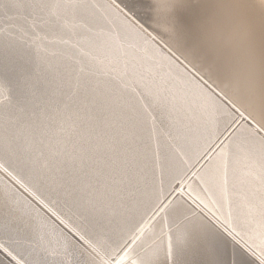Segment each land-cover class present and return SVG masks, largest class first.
Instances as JSON below:
<instances>
[{"label": "bare ground", "instance_id": "obj_1", "mask_svg": "<svg viewBox=\"0 0 264 264\" xmlns=\"http://www.w3.org/2000/svg\"><path fill=\"white\" fill-rule=\"evenodd\" d=\"M46 1H48V0H46ZM66 1H68L69 4L76 6L75 9L78 8L77 6H79L80 9L82 8L81 10L85 11V13H84L86 15L85 17H88V15H90L89 17L91 18V20L92 19L94 20L93 31L96 32L97 30H99V31H102L104 33L101 36L102 39H100L101 37L100 38L98 37L100 39L99 42L98 41L96 42L95 37H97V36H94V34H93L94 39L92 38L93 39L92 41L89 40L90 42H93V44L97 43L100 45L102 44V46H105L107 44L106 42L112 41L113 43L118 45L117 41L120 38L122 40H124L122 37H120V34H121V36H125V38L127 37L128 34H132V36L136 38V40H134V41H137V38L139 39L140 36L144 37L145 39H142L140 37L139 41L142 42V44H140V45L144 46L143 48H144V50H146V51H144V52H146V54H144V52H142L143 50H141V52H142V54H144L143 57L147 56L146 57L147 59L150 58V61H148V63H150V65L147 64V66L145 68H149V70L151 69L154 72L155 70H157L159 68V66H157V69H156L155 63L160 61L161 60L160 58H163V60L165 59L166 61H168L173 67H175L174 69L176 70L175 71L174 69L171 68V70L173 71V78L175 76L178 78V80L174 84L170 83L169 88L172 91H174L176 94H179L178 96L181 99H183L186 103L188 102V104H187L188 106H189V104L191 106H195V104H197L198 106L201 107V110L204 111L205 114L207 113V111H209L208 113H210V114L207 113V115H210V119L212 121L216 120L215 124L217 123V120L220 119L218 116L219 114H220V116H221V114L224 115V113L229 114L231 112L232 108L230 106H228L227 104L222 103L223 101H221V99H219V97L216 96L217 95L216 93H213V91L209 90L207 88L208 86L205 87L206 85H204L202 83V81H200L197 77H195V75H193L187 69V68H190V67H188V65L189 66H196L201 72H205L209 76V78L211 80H213V82H215V84L220 85L222 90H224L226 92V94L228 95V96L227 95L226 96L229 98L228 100L231 101V102L229 101V103H233V105H236L237 107L235 109L240 108L239 110L243 113H241L239 110L238 111L240 112L241 115H245V117L242 119L241 122L238 123L237 126H235L234 128L232 127L233 130L231 129L232 131H231V133H229L228 136H227V132H226L225 135L227 137H225V140H222L223 142L220 143V145L218 146V150H217V152L215 151L216 153L214 154V157L209 156V158L210 157L211 158L209 160L207 159L208 162L206 163V165L203 167L202 166L199 167L201 169H199V171L196 172L197 175L196 174L194 175L197 177L196 178L195 177L184 178L186 180H183L184 182L181 181L182 182L181 188L176 193V195L174 194L175 196H173V198H171V200H170V197L172 195L169 194L167 196V194H168V191H171L170 188L173 186L175 179L172 183V182H170V180L163 181V179L160 178L159 176H157V177H159L158 179L154 178V179H156V181L153 180L152 176L150 177L152 179H150V178L145 179L148 177V176H146L145 178L144 177L142 178L143 180L142 179H140L139 181L135 180V181H138L139 184L137 186H135V188H132V190H134V191L136 189H138V190L135 191L136 194H134L133 193L134 191H133L132 193L134 195H131V197L130 196L129 197H121V195L124 196V194L121 193L122 191L120 192V190H118L117 188L115 190L112 189L114 191L115 198H114V200H111L112 196H110L111 198L108 197L109 200H111V201L108 202V204L106 203L105 206H104L105 203L104 204L102 203V201L106 199L105 197H103L105 199L102 198L103 200H101V202L99 201L100 200L99 198L102 197V194H101V197H97V199H99L97 201H99V203H102L103 206L97 204L98 203L97 201H96L97 203L95 202V204H94L93 200L91 201V199H93L92 197H91V199H89L90 201H88V199L83 197V195H84V194L82 195V193H84L83 189L85 188V186H90V184L87 185L88 182H90V181L88 179H86V180H83L82 182H79L80 180L77 181L75 179L77 176L74 178V176L68 177L69 176L68 175V176H66L67 178H65V177H59V175H58V177H54V176H51L52 175L51 174V175L46 176V177H42V176L38 177L40 174L42 175V173H40L38 175V174H33V172L31 171L32 175L27 174L29 177L26 175L29 178V183L28 182H26V183H28L29 185L28 186L26 185L27 186L26 187L23 184L22 185L17 184V186H19V188L17 187V189H14V187L13 188L10 187L7 183L3 182L2 179H0V186L2 185L0 187V264H37L36 259H37L38 255H34V253L32 251V247H33V243L35 242L34 239H35L36 234H40L43 232H46V233L48 232L50 234H54L55 242H54V246H53V248H51V250L53 252L57 253V255H60V257L64 261H66V264H264V0H157L156 5L158 6V8H157L158 13L156 12L157 14L153 16V18H154L153 23H154V25L162 26L165 28V30H166V32H164V34L166 36L165 38H167L168 40H171L173 42L172 45H174V49L176 48L177 52L179 53V55H177V56H179V57L181 56L180 58L184 60L183 62L188 64L187 68L184 66L185 63L181 64L180 61H178L177 59L174 58V56L170 55L171 53H169V52L171 50L168 52L163 47L158 45V43L153 39L154 37L152 38L148 34L149 31H147V29L143 28L144 26L141 27L143 24L141 26H139V25H136L134 22H132L130 19H128V17H126L122 13L121 9L119 7H117L116 4L114 5L112 3L113 0H112V2L110 0H91V1L90 0H87V1H85V0L84 1L83 0H66ZM97 1L102 3L101 9L97 8L99 6H94V3H97ZM58 3H60V2H58ZM69 4H67V5L69 6ZM99 4H97V5H99ZM54 7L57 8V5ZM60 9H62V8H59V10ZM48 10H50V8ZM155 10H156V8H155ZM53 11H51V12H53ZM64 11H66V10H64ZM61 12H62V10H61ZM78 17H79V15H78ZM102 18H103V20H102ZM105 19L108 20L107 23L112 22L115 28L111 27L112 26L111 23L106 24L107 26H104V23L101 24L102 21L103 22L106 21ZM76 20H77V18H76ZM117 22L124 23L125 26H123V24H121V23H119V25H118ZM150 22H152V21H150ZM87 24H88V22H87ZM74 26H75V24H74ZM88 26H90V25H88ZM122 27H125V29ZM74 29H75V27H74ZM109 29L111 30V32ZM52 31H50V32H52ZM50 32H49V34H50ZM90 33L86 35L87 36L86 38L84 37L85 40L88 37L89 38L92 37V33L91 34ZM50 36H51V34H50ZM130 36L131 35H129V37ZM71 38L73 39L72 36H71ZM80 38H81V36H80ZM130 39H129V41H130ZM67 40L69 41L70 39H67ZM120 40H119V43H120ZM83 41H84V39H83ZM129 41H128V43H130ZM10 43H13V42H10ZM87 43H89V42H87ZM125 43H126V41H125ZM134 43H136V42H134ZM47 44H48V42H47ZM82 44H84V43H82ZM120 44H123V43H120ZM136 44H135V46H136ZM168 44H170V43H168ZM132 45H134V44H132ZM109 46H111V45H109ZM2 47H4V45ZM11 47H13L12 44H11ZM94 47L95 46H93L92 48H94ZM120 47L118 49L119 51L123 50L122 48H124L125 50L128 49V50H126V52L129 51V49H131V47L127 46V48H126V46L123 47V45H122V48L120 50ZM146 47H148V48H146ZM107 48L109 49V47H107ZM165 48H167V46ZM96 49L98 50L99 48H96ZM110 49H112V46ZM133 49H136V47ZM133 49L130 50V52L133 51ZM141 49H142V47H141ZM97 50H96V52H98ZM99 50H101V49H99ZM139 50L140 49H138V51ZM14 51H15V49H14ZM135 51L136 50H134V52ZM94 52H92V53H94ZM112 52H113V50H112ZM126 52H124V53H126ZM136 53H137V51H136ZM138 53H137V55H138ZM178 53H176V54H178ZM129 54L130 53H128V55ZM128 55H127V58H128ZM133 55L134 54H132V52H131L129 57H131ZM148 56H150V57H148ZM151 56H152V59H153V56H155L157 58L159 57V60L155 61V63L151 62L152 61ZM3 58H5V57L3 56ZM146 58L142 59V57L140 56L139 59H141L142 61L143 60L147 61ZM115 59L117 60V58H115ZM135 59L131 60V61L133 62V61H135ZM0 60H2V59H0ZM137 60H136V63H137ZM129 61H130V59H129ZM146 61H144V62H146ZM166 61L164 62L165 64L167 63ZM131 64H129V66ZM134 64H135V62H134ZM145 64L146 63H144V65ZM122 65H123V63H122ZM124 65H123V67H124ZM139 65L140 64L138 63V66ZM141 65H143V63ZM156 65H162V64L157 63ZM168 65L169 64L167 63V66ZM80 67H81V65H80ZM136 68L134 65L135 70H137ZM191 68H193V67H191ZM195 68H193V69H195ZM128 69H129V67H128ZM162 69L166 70L167 68L165 69L162 66ZM193 69H191V70H193ZM134 72H136V71H134ZM138 72L139 71H137V73ZM142 72H140V73L143 74L145 71L143 73ZM147 72H150V74H151V71H146V73ZM168 72L170 73V70H168ZM140 73H138V74H140ZM157 73L155 72V74H157ZM169 73H167V74H169ZM149 75H147V76H149ZM151 75L153 76V74H151ZM171 75L172 74L170 73V76ZM197 75H198V73H197ZM200 75H201V73H200ZM82 76H83V74H82ZM140 76L143 77L144 75L143 76L140 75ZM137 77H139V76H137ZM154 77H156V75ZM166 77H169V75L168 76L166 75ZM149 78L150 77H147V79H149ZM159 78L156 80L154 78L155 83H157L159 81ZM95 79H97V78H95ZM138 79H139V81H141L142 78H138ZM167 80L170 81L169 78ZM131 81H129V82H131ZM160 81H161V79H160ZM143 83H144L143 85H145L144 81H143ZM161 83H163V82H161ZM161 83L158 82L160 87H163L165 84L163 83L164 84L163 85ZM120 84L122 85V83H120ZM126 85H127V83H126ZM154 85H156V84H154ZM159 85H158V87H159ZM127 86H126V88H128ZM156 86H155L154 90L156 89ZM91 88H92V86H91ZM96 88H97V86H96ZM169 88L167 87L168 90H170ZM214 88H216V87H214ZM218 88H219V86H218ZM84 89H85V87H84ZM103 89H105V88H103ZM130 89H132V88L130 87ZM148 89H151V88L148 87L146 90H148ZM118 90H119V88H118ZM143 90L145 92V88ZM152 90H153V86H152ZM160 90L161 89H159L157 91L159 92ZM216 90H218V89H216ZM222 90L220 91V93H222ZM107 91H109V90H107ZM121 91H122V89H121ZM124 91H125V89H124ZM162 92H164V91H162ZM174 92L171 94L174 95ZM118 94H119V92H118ZM81 95H80V97H81ZM137 95H139V94H137ZM162 95H163V93L160 96L162 97ZM84 96H85V94H84ZM121 96H122V94H121ZM46 97L48 98V96H46ZM108 97H107V99L109 100ZM149 97H150V95H149ZM164 97H165V95H164ZM164 97H162V98L164 99ZM170 97H172V96H170ZM179 97L176 96V98H178V99H179ZM104 98L105 97H103V99ZM165 98H167V97H165ZM226 98L223 97V99H226ZM87 99L88 98H86V100ZM99 99H100V97H99ZM126 99H127V95H126ZM155 99H157V98H155ZM105 100H106V98H105ZM115 100H117V99H115ZM168 101H170V99ZM64 102H67V101H64ZM139 102H141V101H139ZM185 102H184V104H181V105H185L186 104ZM123 103H124V101H123ZM171 103H170V105H171ZM84 104L85 103H83V106H84ZM120 104H122V102ZM174 104L175 103H173V105ZM65 105H66V103H65ZM143 105H144V102H143ZM147 105L148 104H146V106ZM152 105H154V104H152ZM146 106H144V107H146ZM165 106L167 107V105H165ZM106 107L109 108V106H107V105H106ZM155 107H156V105H155ZM169 107L171 108V106H169ZM175 107H177V106H175ZM85 108H87V107H85ZM172 108H173V106H172ZM178 108L180 109L181 106ZM206 108H211V110L205 111ZM176 109L174 111V108H173L174 113L178 112ZM182 109H184V108H182ZM194 109L195 108H193V110ZM197 109L194 111H197ZM91 110H92V108H91ZM115 110H117V109H115ZM143 110H144V108H143ZM189 110L191 111V109H189ZM107 111H108V109H107ZM103 112H104V110H103ZM145 112H146V110H145ZM95 113H97V112H95ZM124 113H125V111H124ZM168 113H169V111H168ZM186 113H184V114H186ZM191 113H193V112H191ZM126 114H127V111H126ZM181 114H182V112H181ZM233 114H235V113H232V115ZM114 115L115 114H113V116ZM194 115L196 117L198 116L196 113H194ZM116 116H118V115H116ZM116 116H114V117H116ZM120 116H121V114H120ZM129 116H131V115H129ZM135 116H136V114H135ZM138 116H140V114ZM177 116H178V114H177ZM181 116H185V115H181ZM181 116H179V117H181ZM193 117H192V120H194ZM196 117H194V118H196ZM198 117H201V116H198ZM223 117H225V116H223ZM223 117L221 116L222 121L224 119ZM168 118H170V117H168ZM227 118H229V117H227ZM232 118H231V120H233ZM128 119L130 120L131 118H128ZM143 119H145V116ZM143 119H142V121H143ZM181 119L184 121V118L181 117ZM206 119H208V118H206ZM182 120H180V121H182ZM186 120H187V117H186ZM188 120H191V119H188ZM188 120H187V124H190V122L188 123ZM204 120H201V121L203 122ZM158 121L160 122V120H158ZM183 121H182V123H183ZM205 121L207 122V120H205ZM144 122H142V123H144ZM195 122H197V121H195ZM86 123H87V121H86ZM163 123H164V121H163ZM208 123H210V121ZM224 123H225V121H224ZM220 124L218 126H222L223 123L221 125ZM226 124H229V123H226ZM76 125H77V123H76ZM110 125H113V124H110ZM200 125H202V124H200ZM207 125H208V127L210 126L209 124H207ZM58 126H59V124H58ZM166 126H168V125H166ZM37 127H38V125H37ZM112 127H114V125ZM208 127H205V128H208ZM82 128H83V126H82ZM84 128L86 129V127H84ZM132 128H133V126H132ZM145 128H146V126H145ZM195 128L197 129V127H195ZM198 128H199V126H198ZM219 128H221V127H219ZM223 128H225V127H223ZM223 128H222V131H223ZM200 129H198V131ZM212 129H213V127H212ZM216 129H218V128H216ZM147 130H148V128H147ZM226 130H228V127ZM82 131H84V130H82ZM208 131H210V129ZM214 131H215V129H214ZM219 131H216V132L219 133ZM202 132H204V131H201V133ZM189 133H190V131H189ZM198 133H200V132H198ZM204 133H206V131ZM159 134H160V132H159ZM186 134L184 133V135H186ZM190 134H188V136ZM213 134L217 136V133H213ZM93 135H95V134H93ZM154 136H156V135H154ZM175 136H177V135H175ZM180 136H182V135L180 134ZM221 136H222V134H221ZM8 137H10V135L4 134V133L0 136V143L2 144V146L6 145V142H8L7 140L10 139ZM24 137L28 138V136H24ZM197 137H198V135H197ZM208 137H209V135H207V138ZM92 138H93V136H92ZM96 138H97V136H96ZM123 138H125V137H123ZM183 138H185V137H183ZM188 138L190 139V136ZM17 139H18V137H17ZM40 139L42 140V138H40ZM43 139H45V138H43ZM147 139H149V138H147ZM189 139H188V141H189ZM205 139H204V141L207 140V139L206 140ZM210 139H212V137ZM78 140H79V138H78ZM111 140H113V139H111ZM191 140H192V138H191ZM20 141H22V140H20ZM28 141H30V139ZM104 141L105 140H103V142ZM181 141H182V139H181ZM219 141H220V139H219ZM169 142L171 143V141H169ZM191 142H193V141H191ZM36 143H38V142H36ZM96 143H98V142H96ZM164 143L165 142H163L162 144H164ZM8 144L9 143H7V145ZM21 144H23V143H21ZM21 144L18 145V144L14 143V146L9 147L10 150L16 156H17V153H19L18 150L20 148H23V147H21ZM141 144H143V143H141ZM154 144H155V142H154ZM197 144H198V142H197ZM25 145H27V144H25ZM71 145H73V144H71ZM82 145H84V144H82ZM89 145H90V143H89ZM118 145H120V143ZM192 145H194V143H192ZM200 145H203V148H206V146L204 147V143L200 144ZM33 146H34V144H33ZM144 146H145V143H144ZM159 146H161V145H159ZM197 146L200 147L199 144ZM28 147H30V146H28ZM137 147H138V145H137ZM170 147H168V148L170 149ZM185 147H186V149L183 151L185 154H183V153L182 154L186 155L187 158H185V159H188V156L192 153L191 154L192 158H189V159H191V161L192 160L195 161L194 158L197 157L198 154H200V151L202 150V147L195 148L196 145L191 147V144H190V146H188L186 144ZM87 148H88V145H87ZM157 148H159V147H157ZM165 148H166V146L164 147V149ZM180 148H182V146ZM26 149H27V147H26ZM77 149L75 148V150H77ZM111 149H110V151H111ZM124 149H125V147H124ZM140 149H141V147H140ZM194 149H197V151L195 152ZM176 150H175V152H176ZM113 151H115V150L113 149ZM209 151H210V149H209ZM128 152H126V153H128ZM193 152H194V154H193ZM39 153H36V154H39ZM64 153L65 152H63V155H64ZM93 153H91V154H93ZM146 153H147V151H146ZM83 154L85 155V153H83ZM19 156L20 155L18 154V157ZM23 157H25V156L23 155ZM28 157H30V156H28ZM38 157H35V159ZM132 157H133V155H132ZM25 158L28 159L27 157H25ZM31 158L32 157H30L29 161L31 160ZM174 158H176V157L174 156ZM39 159H36V160H39ZM44 159H45V157H44ZM88 159H89V157H88ZM88 159H87V161H88ZM160 159H162V158H160ZM20 160L23 161L24 159H20ZM36 160H34V161H36ZM45 160H46L45 162H47V159H45ZM102 160H103V157H102ZM72 161H74V160H72ZM191 161H189V162H191ZM21 162H19V165L21 166V168H23V166H26L28 169H29V167L33 168L31 165L32 163H30L28 161L27 162L23 161L22 163ZM77 162H79V161L77 160ZM107 162H108V160H107ZM145 162H147V161H145ZM179 162H180V160H179ZM38 163L39 162H37V164ZM51 163L52 162L50 161V165H51ZM105 163H106V161H105ZM115 163H117V162H115ZM164 163L166 164L169 162L167 161ZM172 163L171 164L169 163V166L170 165L172 166ZM33 164H34V162H33ZM77 164L75 166H78ZM113 164H114V161H113ZM127 164H129V163H127ZM189 164H192V163H189ZM44 165L45 164H43V166ZM71 165H72V163H71ZM81 165H82V163H79V166H81ZM173 165H175V164H173ZM61 166H63V165H61ZM160 166H162V165H160ZM187 166H185V167L187 168ZM44 167H46V166H44ZM48 167H50V166H48ZM48 167H47V172H49ZM67 167H70V166H67ZM87 167H88V165H87ZM134 167H135V165H134ZM166 167H167V165H166ZM38 168H39V166H38ZM55 168H57V167H55ZM97 168H99V167H97ZM140 168H142V167H140ZM170 168H173V167H170ZM176 168H175V170H171V171L172 172L176 171ZM28 169H26V170H28ZM41 169L39 170L40 172H41ZM179 169L181 170L182 168H179ZM179 169H178V171H180ZM59 170L61 171L60 168H59ZM62 170H64V169H62ZM74 170H76V169H74ZM197 170H198V168H197ZM50 171H51V169H50ZM65 171H63V173ZM99 171H101V170L99 169ZM161 171L163 173L162 167H161ZM29 172H30V170H29ZM68 172L71 173L72 171L69 170ZM114 172H116V171H114ZM61 173H62V171H61ZM66 173L67 172H65V174ZM107 173H105V175ZM135 173L136 172H134V174ZM164 173L166 174V172H164ZM83 174H85V173H83ZM95 174H96V171H95ZM101 174H103V173H101ZM110 174L111 173L109 171V176H110ZM16 175H14L15 178H16ZM55 176H57V174ZM135 176H136V174H135ZM22 177H23V175H22ZM121 177H122V175H121ZM17 178H18L17 180L20 179L18 176H17ZM118 178H119V176H118ZM166 178L167 177H165V179ZM173 178L174 177H172L170 179H173ZM178 178H176V180ZM76 181L78 183H76ZM106 181H109V180H106ZM121 181H122V179H121ZM168 181L170 183H172L171 185H169L170 188H167L168 186H166L169 184ZM94 182L95 181L93 180V183ZM99 182H101V181H99ZM17 183H18V181H17ZM136 183H134V184L136 185ZM129 186L127 185V188H129ZM90 189H91V187H90ZM167 189H170V190H167ZM94 190H97V188ZM94 190H93V193H94ZM112 190H111V192H112ZM125 190H127L126 187L124 188L123 192H125ZM100 191H102V190L100 189ZM91 193H92V191H91ZM127 193L129 195L130 191L129 192L127 191ZM127 193H125V194L127 195ZM110 194L111 193H109V195ZM88 198H89V195H88ZM94 199H96V198L94 197ZM107 199L105 201H108ZM167 200H169V202L165 205L166 207L163 208L164 210H161V208L163 207L164 203H166ZM154 209L156 210V212L160 209L161 214L159 213V216L153 220L152 218L155 214V212L153 214ZM224 233L229 235L230 238L232 237L233 240H235L239 244V246L241 245L240 246L241 249L237 250L235 255H227L226 252H228V250H227V245L225 243V241L227 240V238H226L227 235H225ZM129 238H131V239H129ZM127 239H129L128 242H126V245L124 244L125 245L124 250L126 249V247H128L127 250H125V252H123L122 254L118 253V250L121 249V246H123L122 244ZM128 243H129V246H128ZM242 247H243V249H242ZM241 250H244L247 253V255H245L246 253L244 254Z\"/></svg>", "mask_w": 264, "mask_h": 264}, {"label": "rangeland", "instance_id": "obj_2", "mask_svg": "<svg viewBox=\"0 0 264 264\" xmlns=\"http://www.w3.org/2000/svg\"><path fill=\"white\" fill-rule=\"evenodd\" d=\"M84 1V0H83ZM87 1V0H85ZM91 1V0H90ZM112 2V0H110ZM116 1V2H115ZM124 1V2H123ZM50 2V3H49ZM52 2V3H51ZM54 2V3H53ZM60 2V3H58ZM56 3V4H55ZM100 3V4H99ZM114 5L116 4L117 7H119L122 11V13L128 17V19H130L132 22H134L136 25L142 26L143 28L147 29L148 34L158 43V45H160L161 47H163L166 51H170L169 53H171L170 55L174 56L175 59H177L178 61H180V63L184 64L185 62H183L184 60L181 59L179 56V53L177 52V49H174V45L173 42L171 40H168L167 38H165V34L164 32H166L165 28L162 26H157L154 25L153 23V16L156 15L158 13V6L157 4V0H113L112 2ZM47 4V5H46ZM57 5V8L54 7ZM69 4L68 1L66 0H0V136L4 133V134H8L10 135V139H8L6 142V145L2 146V144L0 143V179H2L3 182L7 183L10 187H14V189H17V187L19 188L18 185H24V186H28L29 184V174L32 175L33 174H40L42 173V175L40 174L38 177L42 176V177H46V176H54V177H73L79 181L82 182L83 180L88 179L90 182H88L87 185L90 184V186H85V188L83 189L82 195L83 197H85L86 199H88V201H90L89 199H91V197L93 199H91V201L93 200L94 204L97 200H99L101 202V200L103 199H107L108 197L111 198L110 196H112L111 200H114L115 198V194L114 191L116 188L118 190H120V192L122 194H124V196L121 195V197H131V195L136 194L135 191H137L138 189H136L135 191L132 190V188H135V186H137L139 183L138 181L140 179H142L143 177L145 178L146 176H148L145 179H148L152 176L153 180L156 181V179H158L159 177L163 179V181H167L170 180V182L173 183L174 179H175V184L173 183V186L170 188L169 185H171L172 183H170L168 181V186L167 188H170L171 191H168L167 196L170 194L172 195L170 197L173 198V196L176 195V193L179 191V189L182 186V182H184L183 180H186L184 178H193V177H197L194 176L195 174L197 175L196 172L199 171L200 166H205L206 163L208 162V160L211 157H214V154L217 152L218 150V146L220 145V143H222V140H225V137H227L229 135V133H231V131L233 130L232 127L234 128L235 126L238 125L239 122L242 121V119L245 117V115H241L240 114V108L235 109L237 106L233 105V103H229L230 100H228L229 98L227 97L228 95L226 94V92L224 90H222V88L220 87V85L215 84V82H213V80H211L209 78V76L205 73V72H201L196 66H189L187 63L184 64V66L187 68L193 75H195V77H197L200 81H202V83L204 85H206L205 87H207L209 90L213 91V93H216L215 95L217 97H219V99H221V101H223L222 103L227 104L228 106H230L232 108L231 112L235 113L232 115V113L230 112L229 114L224 113L221 114V116H225L223 117V121L222 118L220 116V114L218 115L220 119L217 120V125L215 124L216 120L212 121L210 119V115H207V113L209 111L207 110H211V108H206L205 111H207V113L205 114L204 111L201 110V107L198 106L197 104H195V106H191L189 104V106L187 105L188 102L186 103L183 99H181L178 95L176 94L174 91H172L169 88L170 83H175L178 78L174 77L173 78V71L171 70L174 69L175 67H173L168 61H166L165 59L163 60V58H160L161 60H159V57H155L151 56L152 61H158L155 63L156 69L157 66H159V70H155L154 72L149 68H145L147 66V64L150 65V63H148V61H150V58H146L147 56L143 57L144 54H146V50H144V46L140 45L142 44L140 40L137 38V41L135 37L132 36V34H128L127 37L125 38V36H121L124 40H120V44L119 40L117 41L118 45L113 43L112 41L106 42L107 44L105 46H102V44H93V42H90L94 39V36L96 39V42L100 41V39H102V34H104L102 31L97 30L96 32L93 31V24H94V20L92 21L91 18L89 17L90 15H88V17H85L86 15L84 14L85 11L81 10L79 8V6H77L78 8L75 9L76 6H73L72 4H69V6L67 5ZM99 4V5H97ZM101 2L97 1V3H94V6H99L97 8H102L101 7ZM131 4V5H130ZM44 5V6H43ZM52 8H51V7ZM81 6V5H80ZM157 6V7H156ZM45 7V8H44ZM47 7V8H46ZM50 8V10H48ZM59 8H62L59 10ZM154 8V9H153ZM156 8V10H155ZM71 9V10H70ZM54 10V11H53ZM58 10V11H57ZM62 10V12H61ZM66 10V11H64ZM125 10V11H124ZM129 10V11H128ZM155 10V11H154ZM53 11V12H51ZM143 11V12H142ZM64 12V13H63ZM67 12V13H66ZM157 12V13H156ZM72 13V14H71ZM128 13V14H127ZM131 13V14H130ZM64 14V15H63ZM69 14V15H68ZM72 16H71V15ZM79 15V17H78ZM64 17V18H63ZM69 19H68V18ZM74 17V18H73ZM77 20H76V18ZM88 18V19H87ZM99 19V18H98ZM83 20V21H82ZM90 20V21H89ZM96 20V19H95ZM100 20V19H99ZM103 20V18H102ZM106 20V19H105ZM88 24H87V22ZM98 21V20H97ZM108 20H106L105 22L102 21L101 24L104 23V26H107L106 24H112V28L114 27L112 22H108ZM137 21V22H136ZM152 21V22H150ZM73 22V23H72ZM77 22V23H76ZM96 22V21H95ZM139 22V23H138ZM118 25L121 22H117ZM75 24V26H74ZM80 24V25H79ZM83 24V25H82ZM123 26H125L124 23ZM149 24V25H148ZM77 25V26H76ZM90 25V26H88ZM70 26V27H69ZM157 26V27H156ZM75 27V29H74ZM61 28V29H60ZM71 30H70V29ZM82 28V29H81ZM111 28V29H112ZM115 28V27H114ZM125 29V27H122ZM48 29V30H47ZM74 29V30H73ZM85 29V30H84ZM47 30V31H46ZM53 30V31H52ZM67 30V31H66ZM69 30V31H68ZM110 30V29H109ZM123 30V29H122ZM154 30V31H153ZM52 31V32H50ZM64 31V32H63ZM159 31V32H158ZM4 32V33H3ZM41 32V33H40ZM51 36H50V34ZM72 32V33H71ZM92 33V37H88L86 40L85 38L87 37L86 35L89 33ZM111 32V30H110ZM114 32V31H113ZM76 33V34H75ZM90 33V34H91ZM97 33V34H96ZM43 34V35H42ZM61 34V35H60ZM83 34V35H82ZM94 34V36H93ZM152 34V35H151ZM78 35V36H77ZM129 35H131L129 37ZM157 35V36H156ZM45 36V37H44ZM56 36V37H55ZM71 36L73 37V39L71 38ZM81 36V38H80ZM163 38H162V37ZM10 37V38H9ZM65 37V38H64ZM85 37V38H84ZM100 39H99V38ZM7 38V39H6ZM46 38V39H45ZM93 38V39H92ZM131 38V39H130ZM142 39H145L144 37H141ZM161 38V39H160ZM10 39V40H9ZM56 39V40H55ZM67 39H70L69 41ZM80 41H79V40ZM82 39V40H81ZM84 39V41H83ZM126 39V40H125ZM130 39V41H129ZM42 40V41H41ZM47 40V41H46ZM62 40V41H61ZM90 40V41H89ZM132 40V41H131ZM19 41V42H18ZM61 41V42H60ZM75 41V42H74ZM89 43H87V42ZM126 41V43H125ZM128 41L130 43H128ZM140 43H139V42ZM8 42V43H7ZM13 42V43H10ZM48 42V44H47ZM81 42V43H80ZM132 42V43H131ZM134 42H138L137 44ZM172 42V43H171ZM4 43V44H3ZM77 43V44H76ZM84 43V44H82ZM125 43V44H124ZM170 43V44H168ZM10 44V45H9ZM11 44L13 45V47H11ZM88 44V45H87ZM90 44V45H89ZM97 44V45H96ZM114 44V45H113ZM120 44V45H119ZM134 44V45H132ZM136 44V46H135ZM4 45V47H2ZM6 45V46H5ZM112 46V49L111 46ZM127 46L131 47V49H129V51L126 52V50L128 49H124L122 48ZM10 48H9V47ZM85 46V47H84ZM91 46V47H90ZM93 46H95L94 48H92ZM121 46V47H120ZM134 46V47H133ZM140 46V47H139ZM167 46V48H165ZM173 46V47H172ZM69 47V48H68ZM109 47V49L107 48ZM121 48L123 50L119 51ZM136 49H133L135 48ZM142 47V49H141ZM96 48H99L101 50H97ZM117 50H116V49ZM148 48V47H146ZM15 49V51H14ZM94 49V50H93ZM98 52H96V50ZM132 54H134L133 56L129 57V55L131 54L130 50H132ZM138 49H140L138 51ZM168 49V50H167ZM19 50V51H18ZM47 50V51H46ZM113 50V52H112ZM134 50L137 51V53L141 52V50H143L142 52H144V54H142V52L138 55L136 53V51L134 52ZM23 51V52H22ZM96 53H95V52ZM111 51V52H110ZM115 51V52H114ZM149 51V50H148ZM175 51V52H174ZM53 52V53H52ZM94 52V53H92ZM109 52V53H108ZM118 52V53H117ZM126 52V53H124ZM134 52V53H133ZM29 53V54H28ZM47 53V54H46ZM128 53H130L128 55ZM178 53V54H176ZM3 54V55H2ZM6 54V55H5ZM102 54V55H101ZM113 54V55H112ZM117 54V55H116ZM126 54V55H125ZM26 55V56H25ZM50 55V56H49ZM105 55V56H104ZM112 55V56H111ZM134 60L135 61H129V59ZM2 56V57H1ZM3 56L5 58H3ZM9 56V57H8ZM104 56V57H103ZM122 58H120V57ZM140 56L142 57V59L146 58V60H141L139 59ZM41 57V58H40ZM46 57V58H45ZM110 57V58H109ZM114 57V58H113ZM135 57V58H134ZM150 57V56H148ZM155 57V58H154ZM112 58V59H111ZM117 58V60L115 59ZM5 59V60H4ZM46 59V60H45ZM58 59V60H57ZM127 59V60H126ZM138 59V60H137ZM155 59V60H154ZM157 59V60H156ZM182 61H181V60ZM111 60V61H110ZM123 60V61H122ZM137 60V63H136ZM140 60V61H139ZM10 61V62H9ZM146 61V62H144ZM167 62L169 65L167 66V63L165 64L164 62ZM7 62V63H6ZM23 62V63H22ZM135 62V64H134ZM163 62V63H162ZM6 63V64H5ZM21 63V64H20ZM124 67H123V65ZM127 63V64H126ZM132 63V64H131ZM138 63L140 64L138 66ZM143 63V65H141ZM144 63H146L144 65ZM162 64V65H156V64ZM129 64H131L129 66ZM135 68L137 70L134 69V65ZM164 64V65H163ZM81 65V67H80ZM111 65V66H110ZM119 65V66H118ZM128 65V66H127ZM137 65V66H136ZM166 65V66H165ZM133 66V67H132ZM144 66V67H143ZM163 68H167L166 70H163ZM172 66V67H171ZM127 67V68H126ZM129 67V69H128ZM139 67V68H138ZM145 69H143V68ZM195 69H193V68ZM112 68V69H111ZM119 68V69H118ZM125 68V69H124ZM142 68V69H141ZM161 68V69H160ZM106 69V70H105ZM122 69V70H121ZM132 69V70H131ZM140 69V70H139ZM177 69V68H176ZM193 69V70H191ZM168 70H170V73L172 74L170 76V73L168 72ZM175 70V69H174ZM199 70V71H198ZM136 71V72H134ZM137 71H139L138 73L142 72L143 74H138ZM146 71H151V74H153V76L150 74V72ZM162 71V72H161ZM176 71V70H175ZM196 71V72H195ZM155 72L158 74H155ZM165 74H164V73ZM88 73V74H87ZM108 73V74H107ZM161 73V74H160ZM169 73V74H167ZM198 73V75H197ZM201 73V75H200ZM83 74V76H82ZM126 74V75H125ZM132 74V75H131ZM134 74V75H133ZM138 74V75H137ZM150 74V75H149ZM88 75V76H87ZM104 77H103V76ZM106 75V76H105ZM140 75H144L143 77H141ZM149 75V76H147ZM156 75V77H154ZM160 75V76H159ZM166 75L169 77H166ZM127 76V77H126ZM139 76V77H137ZM160 78H159V77ZM31 77V78H30ZM78 77V78H77ZM85 77V78H84ZM103 77V78H102ZM107 77V78H106ZM135 77V78H134ZM147 77H150L149 79H147ZM153 77V78H152ZM162 77V78H161ZM165 77V78H164ZM172 77V78H171ZM82 80H81V79ZM87 78V79H86ZM93 78V79H92ZM97 78V79H95ZM119 78V79H118ZM128 78V79H127ZM138 78H142L141 81H139ZM152 78V79H151ZM159 78V83L163 84V87H160V85L157 83H155L154 81ZM164 78V79H163ZM169 78L170 81H168L167 79ZM100 79V80H99ZM132 81H131V80ZM144 79V80H143ZM146 79V80H145ZM161 79V81H160ZM206 79V80H205ZM102 80V81H101ZM106 80V81H105ZM112 80V81H111ZM117 80V81H116ZM124 80V81H123ZM131 82H129V81ZM135 80V81H134ZM151 80V81H150ZM81 81V82H80ZM84 83H83V82ZM120 81V82H119ZM143 81L145 82V85H143ZM149 81V82H148ZM174 81V82H173ZM113 82V83H112ZM166 82V83H165ZM122 83V85L120 84ZM125 83V84H124ZM127 83V85H126ZM153 85H152V84ZM206 83V84H205ZM81 84V85H80ZM88 86H87V85ZM108 84V85H107ZM118 84V85H117ZM156 84V85H154ZM167 84V85H166ZM80 85V86H79ZM84 85V86H83ZM129 88H126V86ZM159 85V87H158ZM92 86V88H91ZM97 86V88H96ZM107 86V87H106ZM111 86V87H110ZM135 86V87H134ZM137 86V87H136ZM148 86L151 89L146 90V87ZM152 86H153V90H152ZM156 86V89L154 90ZM219 86V88H218ZM85 87V89H84ZM90 89H89V88ZM109 87V88H108ZM124 87V88H123ZM130 87L132 89H130ZM142 87V88H141ZM167 87L170 89L168 90ZM216 87V88H214ZM81 90H80V89ZM96 88V89H95ZM105 88V89H103ZM119 88V90H118ZM145 88V92L144 89ZM164 88V89H163ZM79 89V90H78ZM93 89V90H92ZM122 89V91H121ZM125 89V91H124ZM134 89V90H133ZM161 89L160 91H164L162 92L163 95L162 97H167L164 99L160 96L162 93L158 92L157 90ZM163 89V90H162ZM218 89V90H216ZM83 90V91H82ZM90 90V91H89ZM95 90V91H94ZM103 90V91H102ZM109 90V91H107ZM130 90V91H129ZM222 90V93H220V91ZM82 93H81V92ZM107 91V92H106ZM143 91V92H142ZM153 91V92H152ZM172 91V92H171ZM99 92V93H98ZM102 92V93H101ZM112 92V93H111ZM117 92V93H116ZM121 93L119 95L118 94ZM133 92V93H132ZM136 92V93H135ZM156 94H155V93ZM166 92V93H165ZM174 92V95H172L171 93ZM106 93V94H105ZM165 93V94H164ZM169 93V94H168ZM82 94V95H81ZM85 94V96H84ZM100 94V95H99ZM139 94V95H137ZM155 94V95H154ZM72 95V96H71ZM81 95V97H80ZM93 95V96H92ZM126 95H127V99H126ZM150 95V97H149ZM172 97H170V96ZM225 95V96H224ZM227 95V96H226ZM48 96V98L46 97ZM89 96V97H88ZM96 96V97H95ZM109 96V97H108ZM149 98H148V97ZM153 96V97H152ZM160 96V97H159ZM174 96V97H173ZM179 97L178 98H176ZM71 97V98H70ZM76 97V98H75ZM84 97V98H83ZM95 97V98H94ZM100 97V99H99ZM103 97L105 98L103 99ZM107 97L109 98V100L107 99ZM134 97V98H133ZM143 97V98H142ZM159 97V98H158ZM221 97V98H220ZM223 97H227L226 99H223ZM86 98H88L86 100ZM132 98V99H131ZM141 98V99H140ZM157 98V99H155ZM161 98V99H160ZM62 99V100H61ZM65 99V100H64ZM111 99V100H110ZM117 99V100H115ZM122 99V100H121ZM138 99V100H137ZM145 101H144V100ZM149 99V100H148ZM159 99V100H158ZM166 99V100H165ZM170 99V101H168ZM177 102L176 103L174 100ZM75 100V101H74ZM84 102H83V101ZM99 100V101H98ZM132 100V101H131ZM154 100V101H153ZM182 102H181V101ZM63 101V102H62ZM67 101V102H64ZM71 101V102H70ZM73 101V102H72ZM90 101V102H89ZM124 101V103H123ZM129 101V102H128ZM141 101V102H139ZM159 101V102H158ZM168 101V102H167ZM62 102V103H61ZM75 102V103H74ZM89 102V103H88ZM100 102V103H99ZM107 102V103H106ZM114 102V103H113ZM122 102V104H120ZM135 102V103H134ZM144 102V105H143ZM165 102V103H164ZM172 102V103H171ZM181 102V103H180ZM184 102L186 103L185 105H181L184 104ZM231 102V101H230ZM68 106H66L65 105ZM80 103V104H79ZM82 103V104H81ZM83 103L84 106H83ZM97 103V104H96ZM113 103V104H112ZM171 103V105H170ZM173 103H175L174 105L177 106L175 107L173 105ZM180 103V104H179ZM60 104V105H59ZM64 104V105H63ZM77 104V105H76ZM130 104V105H129ZM132 104V105H131ZM146 104H148L146 106ZM154 104V105H152ZM161 104V105H160ZM231 104V105H230ZM76 105V106H75ZM89 105V106H88ZM101 105V106H100ZM109 106L108 107H106ZM113 105V106H112ZM156 105V107H155ZM167 105V107L165 106ZM66 106V107H65ZM91 106V107H90ZM93 106V107H92ZM120 106V107H119ZM142 106V107H141ZM146 106V107H144ZM152 106V107H151ZM171 106V108L169 107ZM175 109L178 111L176 114L173 111ZM181 108L179 109L178 107ZM235 106V107H234ZM56 107V108H55ZM59 107V108H58ZM83 107V108H82ZM87 107V108H85ZM90 107V108H89ZM100 107V108H99ZM128 107V108H127ZM164 107V108H163ZM188 107V108H187ZM195 108L194 111L193 108ZM197 107V108H196ZM200 107V108H199ZM234 107V108H233ZM65 108V109H64ZM72 108V109H71ZM92 108V110H91ZM104 108V109H103ZM123 108V109H122ZM144 108V110H143ZM148 108V109H147ZM169 110H168V109ZM184 108V109H182ZM58 109V110H57ZM108 109V111H107ZM117 109V110H115ZM119 109V110H118ZM129 109V110H128ZM164 109V110H163ZM191 109V111L189 110ZM61 110V111H60ZM71 112H70V111ZM85 110V111H84ZM89 110V111H88ZM104 110V112H103ZM111 110V111H110ZM131 110V111H130ZM146 110V112H145ZM167 110V111H166ZM172 110V111H171ZM189 110V111H188ZM200 110V111H199ZM237 110V111H236ZM240 112H239V111ZM66 111V112H65ZM79 111V112H78ZM89 113H88V112ZM91 111V112H90ZM101 111V112H100ZM115 111V112H114ZM118 111V112H117ZM125 111V113H124ZM127 111V114H126ZM142 111V112H141ZM151 111V112H150ZM154 111V112H153ZM169 111V113H168ZM235 111V112H234ZM74 112V113H73ZM97 112V113H95ZM103 112V113H102ZM138 112V113H137ZM150 112V113H149ZM163 112V113H162ZM167 114H166V113ZM173 112V113H172ZM182 112V114H181ZM187 112V113H186ZM193 112V113H190ZM199 112V113H198ZM68 113V114H67ZM115 114L114 117L113 114ZM121 116H120V114ZM146 113V114H145ZM149 113V114H148ZM180 113V114H179ZM186 113V114H184ZM194 113H196L198 116L201 117H196L194 115ZM202 113V114H201ZM243 113V112H241ZM63 114V115H62ZM88 114V115H87ZM99 114V115H98ZM104 114V115H103ZM108 116H107V115ZM123 114V115H122ZM133 114V115H132ZM136 114V116H135ZM140 114V116H138ZM159 114V115H158ZM178 114V116H177ZM189 114V115H188ZM201 114V115H200ZM210 114V113H208ZM231 114V115H230ZM79 115V116H78ZM83 115V116H82ZM102 115V116H101ZM125 115V116H124ZM131 115V116H129ZM150 115V116H149ZM153 115V116H152ZM157 115V116H156ZM164 115V116H163ZM170 117V118H168ZM181 115H185V116H181ZM207 115V116H206ZM237 115V116H236ZM239 115V116H238ZM68 116V117H67ZM70 116V117H69ZM78 116V117H77ZM86 116V117H85ZM93 116V117H92ZM98 116V117H97ZM145 116V119H143ZM172 116V117H171ZM184 118V121L181 119ZM196 118H194V117ZM206 116V117H205ZM241 116V117H240ZM72 117V118H71ZM85 117V118H84ZM92 117V118H91ZM97 117V118H96ZM100 117V118H99ZM119 117V118H118ZM121 117V118H120ZM131 118L130 120L128 118ZM149 117V118H148ZM176 117V118H175ZM191 119L192 117L194 120H188V123L190 122V124H187V120ZM204 117V118H203ZM229 117V118H227ZM233 117V118H232ZM240 117V118H239ZM58 118V119H57ZM87 118V119H86ZM95 118V119H94ZM106 118V119H105ZM113 118V119H112ZM156 118V119H155ZM174 118V119H173ZM178 118V119H177ZM180 118V119H179ZM202 118V119H201ZM208 118V119H206ZM218 118V117H217ZM227 118V119H226ZM231 118L233 120H231ZM71 119V120H70ZM97 119V120H96ZM101 119V120H100ZM103 119V120H102ZM110 119V120H109ZM112 119V120H111ZM123 119V120H122ZM135 119V120H134ZM140 119V120H139ZM143 119V121H142ZM148 119V120H147ZM162 119V120H161ZM172 119V120H171ZM199 119V120H198ZM207 120V122L205 120ZM210 119V120H209ZM70 120V121H69ZM92 120V121H91ZM107 120V121H106ZM122 120V121H121ZM152 120V121H151ZM160 120V122L158 121ZM176 120V121H175ZM182 120V121H180ZM186 120V121H185ZM201 120H204L203 122ZM220 120V121H219ZM229 122H228V121ZM62 121V122H61ZM73 123H72V122ZM87 121V123H86ZM115 121V122H114ZM120 121V122H119ZM145 121V122H144ZM164 121V123H163ZM168 121V122H167ZM197 121V122H195ZM200 123H199V122ZM210 121V123H208ZM222 121V122H221ZM225 121V123H224ZM81 122V123H80ZM93 122V123H92ZM128 122V123H127ZM137 122V123H136ZM144 122V123H142ZM156 124H155V123ZM158 122V123H157ZM192 122V123H191ZM219 122V123H218ZM64 123V124H63ZM77 123V125H76ZM106 123V124H105ZM114 127H112L113 125ZM122 125H121V124ZM133 123V124H132ZM141 123V124H140ZM182 123V124H181ZM185 123V124H184ZM194 123V124H193ZM212 123V124H211ZM222 124V126H218L219 124ZM229 123V124H226ZM232 123V124H231ZM59 124V126H58ZM81 124V125H80ZM98 124V125H97ZM100 124V125H99ZM117 124V125H116ZM129 124V125H128ZM138 126H137V125ZM152 124V125H151ZM174 124V125H173ZM176 124V125H175ZM193 124V125H192ZM202 124V125H200ZM204 124V125H203ZM209 124L210 128L208 127ZM220 124V125H221ZM38 125V127H37ZM56 125V126H55ZM88 125V126H87ZM97 125V126H96ZM108 125V126H107ZM146 128H145V126ZM154 125V126H153ZM159 125V126H158ZM164 125V126H163ZM168 125V126H166ZM213 125V126H212ZM215 125V126H214ZM227 125V126H226ZM229 125V126H228ZM72 126V127H71ZM75 126V127H74ZM83 126V128H82ZM103 126V127H102ZM105 126V127H104ZM120 126V127H119ZM133 126V128H132ZM135 126V127H134ZM157 126V127H156ZM199 126V128H198ZM218 126V127H217ZM60 127V128H59ZM71 127V128H70ZM81 127V128H80ZM86 127V129L84 128ZM101 127V128H100ZM109 129H108V128ZM143 127V128H142ZM184 129H183V128ZM187 127V128H186ZM191 127V128H190ZM197 127V129L195 128ZM203 127V128H202ZM208 127L210 129V131H208ZM213 127V129H212ZM218 129H216V128ZM221 127V128H219ZM225 127V128H223ZM228 127V130H226ZM231 127V128H230ZM77 128V129H76ZM97 130H96V129ZM99 128V129H98ZM106 128V129H105ZM112 128V129H111ZM140 128V129H139ZM142 128V129H141ZM148 128V130H147ZM168 128V129H167ZM181 128V129H180ZM194 128V129H193ZM201 128V129H200ZM223 128V131H222ZM230 128V129H229ZM91 129V130H90ZM101 129V130H100ZM122 129V130H121ZM153 131H152V130ZM155 129V130H154ZM163 131H162V130ZM194 131H193V130ZM198 129H200L198 131ZM206 129V130H205ZM212 129V130H211ZM215 129V131H214ZM232 129V130H231ZM69 130V131H68ZM81 130V131H80ZM84 130V131H82ZM89 132H88V131ZM95 130V131H94ZM116 130V131H115ZM129 130V131H128ZM140 130V131H139ZM170 132H169V131ZM192 130V131H191ZM196 130V131H195ZM225 130V131H224ZM230 130V131H229ZM66 131V132H65ZM74 131V132H73ZM93 133H92V132ZM103 131V132H102ZM108 131V132H107ZM139 131V132H138ZM146 131V132H145ZM150 131V132H149ZM166 131V132H165ZM190 131V133H189ZM200 133H198V132ZM201 131H206V133ZM216 131H219L216 132ZM222 131V132H221ZM229 131V132H228ZM29 132V133H28ZM88 132V133H87ZM115 132V133H114ZM160 132V134H159ZM162 132V133H161ZM179 132V133H178ZM212 132V133H211ZM225 132V133H224ZM227 132V136L225 135ZM73 133V134H72ZM82 133V134H81ZM103 133V134H102ZM112 135H111V134ZM134 133V134H133ZM139 133V134H138ZM142 133V134H141ZM147 133V134H146ZM154 133V134H153ZM157 133V134H156ZM184 133L186 135H184ZM198 133V134H197ZM213 133H217V136L214 135ZM222 136H221V134ZM58 134V135H57ZM95 134V135H93ZM101 134V135H100ZM122 134V135H121ZM126 134V135H125ZM180 134L182 136H180ZM188 134H190V139L188 138ZM203 134V135H202ZM212 134V135H211ZM224 134V135H223ZM54 135V136H53ZM76 135V136H75ZM81 135V136H80ZM112 137H111V136ZM118 135V136H117ZM148 135V136H147ZM156 135V136H154ZM172 135V136H171ZM177 135V136H175ZM195 137H194V136ZM198 135V137H197ZM207 135H209V139L212 137V139H208ZM24 136H28V138L24 137ZM75 136V137H74ZM91 136V137H90ZM93 136V138H92ZM97 136V138H96ZM103 136V137H102ZM109 136V137H108ZM132 136V137H131ZM151 136V137H150ZM170 136V137H169ZM187 136V137H186ZM201 136V137H200ZM204 136V137H203ZM206 136V137H205ZM214 136V137H213ZM219 136V137H218ZM224 136V137H223ZM18 137V139H17ZM32 137V138H31ZM49 137V138H48ZM55 137V138H54ZM57 137V138H56ZM62 137V138H61ZM82 139H81V138ZM107 137V138H106ZM125 137V138H123ZM153 137V138H152ZM173 137V138H172ZM179 137V138H178ZM182 137V138H181ZM185 137V138H183ZM197 137V138H196ZM221 137V138H220ZM12 138V139H11ZM37 138V139H36ZM42 138V140L40 139ZM45 138V139H43ZM79 138V140H78ZM87 138V139H86ZM127 138V139H126ZM141 141H139L138 139ZM142 138V139H141ZM149 138V139H147ZM192 138V140H191ZM199 138V139H198ZM202 138V139H201ZM207 140H206V139ZM215 138V139H214ZM220 141H219V139ZM224 138V139H223ZM30 139V141H28ZM54 139V140H53ZM61 139V140H60ZM91 139V140H90ZM109 139V140H108ZM113 139V140H111ZM145 139V140H144ZM175 139V140H174ZM182 139V141H181ZM189 139V141H188ZM204 139L206 141H204ZM22 140V141H20ZM33 140V141H32ZM36 140V141H35ZM45 140V141H44ZM77 140V141H76ZM94 140V141H93ZM97 140V141H96ZM102 140V141H101ZM103 140H105L103 142ZM161 142H160V141ZM193 142H191V141ZM195 140V141H194ZM198 140V141H197ZM204 142H203V141ZM15 141V142H14ZM29 143H28V142ZM47 141V142H46ZM50 141V142H49ZM74 141V142H73ZM91 141V142H90ZM134 141V142H133ZM143 141V142H142ZM171 141V143L169 142ZM186 141V142H185ZM209 141V142H208ZM212 141V142H211ZM218 141V142H217ZM11 142V143H10ZM25 142V143H24ZM38 142V143H36ZM64 144H63V143ZM77 142V143H76ZM98 142V143H96ZM106 142V143H105ZM108 142V143H107ZM114 142V143H113ZM118 142V143H117ZM124 142V143H123ZM136 142V143H135ZM149 142V143H148ZM155 142V144H154ZM163 142H165L164 144H162ZM196 142V143H195ZM200 147H202V152L200 151V154H198L197 157H195V161L189 158H192V153L188 156V159L186 155L183 151L186 149L185 145L187 144L188 146L191 147L196 145L195 148H197L198 144ZM200 142V143H199ZM7 143H9L7 145ZM15 144H21V147L18 150L19 153H17V156L10 150V146H14ZM36 143V144H35ZM46 143V144H45ZM73 145H71V144ZM80 143V144H79ZM90 143V145H89ZM100 143V144H99ZM103 143V144H102ZM105 143V144H104ZM120 143V145H118ZM143 143V144H141ZM145 143V146H144ZM182 145H181V144ZM186 143V144H185ZM192 143H194V145H192ZM204 143V147L206 146V148H203V144ZM217 143V144H216ZM27 144V145H25ZM34 144V146H33ZM38 144V145H37ZM84 144V145H82ZM93 144V145H92ZM96 144V145H95ZM98 144V145H97ZM132 144V145H131ZM138 147H137V145ZM184 144V145H183ZM23 145V146H22ZM46 145V146H45ZM88 145V148H87ZM106 147H105V146ZM122 145V146H121ZM141 145V146H140ZM149 145V146H148ZM161 145V146H159ZM172 145V146H171ZM209 145V146H208ZM30 146V147H28ZM37 146V147H36ZM49 146V147H48ZM53 146V147H52ZM74 146V147H73ZM78 146V147H77ZM94 146V147H93ZM109 146V147H108ZM117 146V147H116ZM130 146V147H129ZM147 146V147H146ZM155 146V147H154ZM166 146V148L164 149V147ZM170 147V149L168 147ZM175 146V147H174ZM182 146V148H180ZM27 147V149H26ZM32 147V148H31ZM36 147V148H35ZM96 147V148H95ZM113 147V148H112ZM125 147V149H124ZM141 147V149H140ZM143 147V148H142ZM151 147V148H150ZM159 147V148H157ZM185 147V148H184ZM198 147V148H200ZM31 150H30V149ZM34 148V149H33ZM67 150H66V149ZM75 148L77 150H75ZM112 148V149H111ZM138 148V149H137ZM194 148V147H193ZM29 149V150H28ZM53 149V150H52ZM74 151H73V150ZM90 149V150H89ZM98 151H97V150ZM102 149V150H101ZM107 149V150H106ZM111 149V151H110ZM113 149L115 151H113ZM121 149V150H120ZM124 149V150H123ZM146 149V150H145ZM163 149V150H162ZM176 152H175V150ZM206 149V150H205ZM210 149V151H209ZM52 150V151H51ZM60 150V151H59ZM72 150V151H71ZM83 150V151H82ZM106 150V151H105ZM117 150V151H116ZM144 150V151H143ZM167 150V151H166ZM195 152L197 151V149H194ZM212 150V151H211ZM47 151V152H46ZM92 151V152H91ZM105 151V152H104ZM129 151V152H128ZM147 151V153H146ZM152 151V152H151ZM172 151V152H171ZM216 151V152H215ZM40 152V153H39ZM53 152V153H52ZM55 152V153H54ZM63 152L64 155H63ZM94 152V153H93ZM107 152V153H106ZM121 154H120V153ZM128 152V153H126ZM131 152V153H130ZM145 152V153H144ZM165 152V153H164ZM208 152V153H207ZM214 152V153H213ZM39 153V154H36ZM85 153V155L83 154ZM93 153V154H91ZM101 153V154H100ZM103 153V154H102ZM112 153V154H111ZM152 153V154H151ZM163 153V154H162ZM167 153V154H166ZM183 153V154H182ZM18 154L20 155L18 157ZM46 154V155H45ZM60 154V155H59ZM75 156H73V155ZM90 154V155H89ZM129 154V155H128ZM139 154V155H138ZM175 154V155H174ZM178 154V155H177ZM194 154V152H193ZM205 154V155H204ZM23 155L25 157H27L28 159H26L25 157H23ZM79 155V156H78ZM87 155V156H86ZM103 155V156H102ZM112 157H111V156ZM128 155V156H127ZM133 155V157H132ZM135 155V156H134ZM154 155V156H153ZM173 155V156H172ZM182 155V156H181ZM31 160L29 161L30 157ZM39 156V157H38ZM53 156V157H52ZM59 156V157H58ZM64 156V157H63ZM72 156V157H71ZM93 156V157H92ZM139 158H137V157ZM174 156L176 158H174ZM179 156V157H178ZM185 156V157H184ZM209 156H211L209 158ZM17 157V158H16ZM34 157V158H33ZM35 157H38L36 159ZM47 159V162H45ZM58 157V158H57ZM69 157V158H68ZM89 157V159H88ZM103 157V160H102ZM167 157V158H166ZM173 159H172V158ZM54 160H53V159ZM64 158V159H63ZM76 158V159H75ZM127 158V159H126ZM133 158V159H132ZM145 158V159H144ZM151 158V159H150ZM159 158V159H158ZM162 158V159H160ZM197 158V159H196ZM203 158V159H202ZM20 159H24L23 161H28L30 163H32V167H29V169L26 166H23V168H21V166L19 165V162H21L22 160ZM62 159V160H61ZM74 161H72V160ZM82 159V160H81ZM88 159V161H87ZM94 159V160H93ZM101 159V160H100ZM111 159V160H110ZM166 159V160H165ZM170 159V160H169ZM208 159V160H207ZM33 160V161H32ZM39 162L37 164L36 161ZM44 160V161H43ZM49 160V161H48ZM77 160L79 162H77ZM93 162H92V161ZM108 160V162H107ZM114 164H113V161ZM149 160V161H148ZM152 160V161H151ZM157 160V161H156ZM175 160V161H174ZM180 160V162H179ZM186 160V161H185ZM199 160V161H198ZM18 161V162H17ZM22 161V162H23ZM32 161V162H31ZM41 161V162H40ZM50 161L52 162L50 165ZM58 161V162H57ZM87 161V162H86ZM95 161V162H94ZM99 161V162H98ZM101 161V162H100ZM106 161V163H105ZM144 163H143V162ZM147 161V162H145ZM151 161V162H150ZM156 161V162H155ZM169 162L170 164L172 163V166H169V163H164V162ZM191 161V162H189ZM21 162V163H22ZM36 163L39 168L41 169V172L39 171L40 169L38 168V166L33 164ZM117 162V163H115ZM124 162V163H123ZM129 164H127V163ZM150 162V163H149ZM192 164H189V163ZM41 163V164H40ZM72 163V165H71ZM78 163V164H77ZM79 163H82L81 166H79ZM92 163V164H91ZM102 163V164H101ZM105 163V164H104ZM138 163V164H137ZM162 165V166H160ZM164 163V164H163ZM183 163V164H182ZM189 165H188V164ZM205 163V164H204ZM43 164H45L44 167ZM74 164V165H73ZM78 166H75V165ZM85 164V165H84ZM98 164V165H97ZM110 164V165H109ZM118 164V165H117ZM156 164V165H155ZM175 164V165H173ZM194 164V165H193ZM34 165V166H33ZM63 165V166H61ZM88 165V167H87ZM128 165V166H127ZM135 165V167H134ZM146 165V166H145ZM159 167H158V166ZM167 165V167H166ZM188 165V166H187ZM10 166V167H9ZM19 166V167H18ZM50 166V167H48ZM70 166V167H67ZM73 168H72V167ZM93 166V167H92ZM95 166V167H94ZM102 166V167H101ZM109 166V167H108ZM111 166V167H110ZM114 166V167H113ZM130 166V167H129ZM152 166V167H151ZM164 166V167H163ZM183 166V167H182ZM187 166V168L185 167ZM191 166V167H190ZM15 167V168H14ZM37 167V168H36ZM47 167H48V171L47 172ZM57 167V168H55ZM62 167V168H61ZM65 167V168H64ZM84 167V168H83ZM92 167V168H91ZM99 167V168H97ZM142 167V168H140ZM148 167V168H147ZM154 167V168H153ZM161 167L163 170V173L161 171ZM173 167V168H170ZM179 168H182L180 171H178ZM189 167V168H188ZM28 170H26V169ZM31 168V169H30ZM37 170H36V169ZM59 168L61 169V171L59 170ZM70 168V169H69ZM82 170H81V169ZM104 168V169H103ZM151 168V169H150ZM176 171H171V170H175ZM193 168V169H192ZM198 168V170H197ZM35 169V170H34ZM44 169V170H43ZM51 169V171H50ZM54 169V170H53ZM56 169V170H55ZM64 169V170H62ZM76 169V170H74ZM98 169V170H97ZM99 169L101 171H99ZM124 169V170H123ZM139 169V170H138ZM150 169V170H149ZM159 169V170H158ZM167 169V170H166ZM30 170V172H29ZM66 170V171H65ZM72 171L71 173L68 171ZM94 170V171H93ZM123 170V171H122ZM147 170V171H146ZM186 172H185V171ZM197 170V171H196ZM20 171V172H19ZM32 171V172H31ZM58 171V172H57ZM63 171L67 172L65 174V172L63 173ZM77 171V172H76ZM84 171V172H83ZM99 176H97L95 174ZM99 173H98V172ZM109 171H110V176H109ZM116 171V172H114ZM127 171V172H126ZM17 174H15V173ZM27 172V173H26ZM37 172V173H36ZM45 172V173H44ZM47 172V173H46ZM76 172V173H75ZM80 172V173H79ZM108 172V173H107ZM115 174H114V173ZM134 172H136V176L134 174ZM166 172V174L164 173ZM177 174H176V173ZM180 172V173H179ZM195 172V173H194ZM8 173V174H7ZM20 173V174H19ZM44 173V174H43ZM85 173V174H83ZM90 173V174H89ZM103 173V174H101ZM105 173H107L105 175ZM140 173V174H139ZM142 173V174H141ZM144 173V174H143ZM161 173V174H160ZM173 173V174H172ZM175 173V174H174ZM11 174V175H10ZM28 174V175H27ZM54 174V175H53ZM57 174V176H55ZM65 174V175H64ZM77 174V175H76ZM122 177H121V175ZM16 175V178L15 176ZM23 175V177H22ZM28 177H27V176ZM92 175V176H91ZM113 175V176H112ZM168 175V176H167ZM172 175V176H171ZM11 176V177H10ZM17 176L20 178L19 180H17ZM21 176V177H20ZM91 176V177H90ZM101 176V177H100ZM109 176V177H108ZM119 176V178H118ZM154 176V177H153ZM159 176V177H157ZM163 176V177H162ZM171 176V177H170ZM179 178H178V177ZM185 176V177H184ZM14 179H13V178ZM28 179H27V178ZM83 177V178H82ZM85 177V178H84ZM95 179H94V178ZM113 177V178H112ZM165 177H167L165 179ZM174 177L173 179H170ZM183 177V178H182ZM6 178V179H5ZM24 180H23V179ZM79 178V179H78ZM97 178V179H96ZM110 178V179H109ZM134 178V179H133ZM150 178V179H152ZM156 178V179H154ZM176 178H178L176 180ZM22 179V180H21ZM82 179V180H81ZM112 179V180H111ZM120 179V180H119ZM122 179V181H121ZM125 179V180H124ZM133 179V180H132ZM5 180V181H4ZM18 183H17V181ZM27 180V181H26ZM93 180L95 181L93 183ZM109 180V181H106ZM114 180V181H113ZM119 180V181H118ZM138 180V181H135ZM143 180V179H142ZM20 181V182H19ZM25 183H24V182ZM76 181V183H78ZM101 181V182H99ZM119 183H118V182ZM182 181V182H181ZM23 182V183H22ZM28 182V183H26ZM105 182V183H104ZM109 184H108V183ZM130 182V183H129ZM137 182V183H136ZM102 185H101V184ZM122 183V184H121ZM124 183V184H123ZM136 183V185L134 184ZM14 184V185H13ZM118 185V186H117ZM123 185V186H122ZM127 185L129 186V188H127ZM2 186V185H1ZM0 186V187H1ZM26 186V187H27ZM108 188H107V187ZM91 187V189H90ZM97 190H94L96 189ZM99 187V188H98ZM111 187V188H110ZM119 187V188H118ZM123 187V188H122ZM126 187L127 190H125V192H123L124 188ZM139 188V187H138ZM90 189V190H89ZM94 193H93V190ZM100 189L102 191H100ZM113 189V190H112ZM130 189V190H129ZM167 189V190H170ZM86 192H85V191ZM107 190V191H106ZM112 190V192H111ZM92 191V193H91ZM97 193H96V192ZM100 191V192H99ZM127 191L129 193H127ZM134 191V192H133ZM89 192V193H88ZM104 192V193H103ZM106 192V193H105ZM134 194H133V193ZM87 193V194H86ZM91 193V194H90ZM100 193V194H99ZM108 193V194H107ZM109 193H111L109 195ZM113 193V194H112ZM127 193V195L125 194ZM95 194V195H94ZM102 194V197H101ZM175 194V195H174ZM89 195V198H88ZM109 195V196H108ZM87 196V197H86ZM96 199H94V197ZM82 197V198H83ZM97 197H101L99 199H97ZM105 197V198H103ZM103 198V199H102ZM109 198L107 199L108 201L103 200L102 203L104 204V206L106 205V203L108 204V202H110L111 200H109ZM95 200V201H94ZM99 201H97L96 203L99 205H102V203H99ZM169 202V200L166 201V203H164L163 207L161 208V210H164L163 208H165L166 204ZM92 204V203H91ZM93 204V205H94ZM103 206V205H102ZM155 212V214H154ZM159 213L161 214L160 209L156 212V210L154 209L153 211V220L156 219L159 216ZM225 234V233H224ZM227 235V234H225ZM227 240L225 241L226 245H227V250L228 252L227 255H235V253L237 252V250H240V246L239 244L233 240V238L229 235H227ZM131 239V238H129ZM127 239L121 246V249L118 250V253L122 254L123 252H125V250H127L128 247L125 248L126 242H128ZM232 240V241H231ZM34 243H33V247H32V251L34 253V255H38L36 261L37 264H66V261H64L60 255H57V253L53 252L51 250V248H53L54 246V242H55V236L54 234H50V233H40V234H36L35 239H34ZM231 241V242H230ZM131 243V242H130ZM231 243V244H230ZM125 244V245H124ZM131 245V244H130ZM230 245V246H229ZM129 246V243H128ZM232 246V247H231ZM123 247V248H122ZM243 249V247H242ZM230 250V251H229ZM244 254L246 253L244 250H241ZM247 255V253L245 254ZM249 255V254H248Z\"/></svg>", "mask_w": 264, "mask_h": 264}]
</instances>
